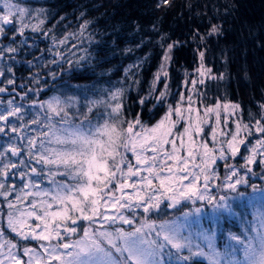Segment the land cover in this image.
Segmentation results:
<instances>
[{
  "label": "snow or ice",
  "instance_id": "6c2138e0",
  "mask_svg": "<svg viewBox=\"0 0 264 264\" xmlns=\"http://www.w3.org/2000/svg\"><path fill=\"white\" fill-rule=\"evenodd\" d=\"M169 2L162 0L164 4ZM0 4V61H3L0 64V77L8 74L10 78L6 79V84L15 85V71L8 61L15 62L27 46L25 31L43 32L41 25L45 20L41 19L43 10L33 12L13 0H0ZM33 20L36 23H30ZM221 34L218 25H210L208 36ZM18 37L22 39L18 40ZM66 39L59 43H65ZM4 40L8 43H2ZM178 45L179 42L167 45L164 61L171 60L170 53ZM199 57L201 64L196 71L202 78L193 80V87L197 83L204 84L203 77L206 75L212 79L224 78L223 74L211 76V69L205 68V51H199ZM26 63L30 69L43 66L34 64L32 60ZM164 68L162 64L161 71L167 77L168 72ZM52 76L55 78V74ZM156 80H160V73H157ZM31 81L40 82L38 72L31 76ZM20 87L23 89L25 85ZM164 89L160 91L153 85L147 95L138 99V105L146 107L151 104L149 111L155 109L168 95L166 83ZM39 91L28 88L22 94L17 93L20 100L27 103L17 102L16 96L6 100L0 97V137L4 138L3 143H0V197L7 209V228L19 238L14 241L0 229V264H53L54 261L56 264H199L198 258L201 257L207 258L209 264H264V234L259 235L258 243L229 234V240L241 246L239 251L242 257L237 255L238 250L232 244L227 245L231 251L221 253L212 243V236L204 233L200 235L208 242L209 250L206 252L199 244L194 245L191 234H183V229L191 226L188 217L193 215L192 212L183 213V223L166 221L159 225V230L154 222L142 224L132 231L117 228L114 233L92 228L97 223V217L103 221L101 229L104 223L116 221L133 225L134 219L125 215L122 209L132 211L133 216L137 214L136 209H142L145 214L159 212L165 200L169 202L166 207L173 209L181 205L182 201L195 204L199 200L207 201L213 214L231 213L229 196L210 194V181L219 179L213 167L218 160L224 162L227 170L223 185L216 186L218 191H229L235 193L236 197L248 195L250 199L255 198L257 193L264 196V188L249 185L248 180L239 175L240 169L228 162L239 155L244 161L240 168L246 169L247 173L252 172L250 166L258 162V156L261 158L259 163L264 165V103L259 105L258 114L249 113V122L240 119L236 122L234 132H221V136L228 138L220 141L217 148L210 147L208 141L197 144L194 139L195 135L204 132L201 124L207 123V120L202 119L197 110V118L195 122L192 121L190 114L194 109L191 95L187 97V127L181 124L185 118L181 107L173 108L171 105L161 120L147 127L139 114L132 121H121L120 126L111 120L93 125L87 115L79 123H74L68 119L67 108L74 106L69 101L75 98L63 101L57 96L49 100L30 99L29 93L38 96ZM6 92V87H0V93ZM12 92H16L15 87ZM121 95L122 90L117 89L111 94V99L115 101ZM184 99L181 94V100ZM110 107L109 116L119 119L123 104L117 102ZM220 108L219 102L206 107L204 117L215 113L216 123L219 124ZM223 108L227 111L229 104H223ZM231 108L235 112L240 109V105L233 104ZM91 111L92 108L88 107V112ZM174 115L177 119H173ZM124 124L127 126L123 127ZM177 124L183 127L182 132L177 129ZM33 125L36 127H31ZM137 126L139 131H136ZM174 129H177V134L175 139H170ZM253 131L260 135L255 145L250 147L252 142L248 137L253 135ZM29 132L35 135H29ZM241 132L247 135L241 136ZM211 139L215 145V129L212 130ZM53 143L60 147H49ZM165 145H171V151ZM122 148L134 155L135 164L121 152ZM181 149H185L187 154L181 155ZM149 152L152 155H147ZM169 161L172 163L169 164ZM164 172L167 175H163ZM57 176L66 179L57 180ZM238 176L233 180V177ZM17 178L21 182L19 186L15 183ZM44 179H47L50 188L41 186ZM154 181H158V185ZM241 185L251 187L252 193L240 191ZM125 189L134 191L127 193ZM29 197L32 199L29 200ZM22 204L25 206L20 207ZM201 211L200 208L194 210L196 214ZM30 220L39 223L32 225ZM78 220L87 221L88 226H78ZM69 222L72 226H69ZM78 227L82 230L79 239L70 241L65 238V234L69 237L77 234ZM145 227L155 232V239L145 238ZM21 241H36L38 247L22 244ZM104 242L108 247H105Z\"/></svg>",
  "mask_w": 264,
  "mask_h": 264
},
{
  "label": "trees",
  "instance_id": "16d2710c",
  "mask_svg": "<svg viewBox=\"0 0 264 264\" xmlns=\"http://www.w3.org/2000/svg\"><path fill=\"white\" fill-rule=\"evenodd\" d=\"M13 2L33 12L43 10L41 19L45 23L41 25L43 32L25 31L27 46L15 62L8 61L14 68L16 84H6V79L10 78L8 74L0 77V87L8 89V92L0 93L5 100L11 98L9 92L13 87L16 94H22L28 88L38 89V96L29 93L30 99L48 100L57 96L63 101L75 98L69 101L74 106L67 108L68 119L74 123H79L87 115L93 125L111 120L120 126L121 121H132L139 114L142 123L151 127L163 118L169 105L181 107L185 117L188 112L187 97L191 95L194 109L190 114L192 121L195 122L197 118V110L200 117L207 120V123L201 124L204 132L195 135L194 139L209 143L213 129L217 137H221L219 132L224 130L234 132L238 120L249 122V113L258 114L259 105L264 103V0H170L168 4L162 3V0ZM212 24L220 27L221 35H207ZM82 25L85 26L82 28ZM65 37V43H59ZM173 42H179V45L172 49L171 60L164 61L167 45ZM2 43L7 44L8 41ZM199 51H205L203 64L211 69L210 75L219 77L223 74V79H212L206 75L203 77L204 84L197 83L193 87L191 82L202 78L196 71L201 64ZM28 60L43 66L30 69L26 63ZM162 64L168 72L167 77L161 71ZM37 72L40 82L34 83L31 76ZM157 73H160V80H156ZM52 74H55V78ZM165 83L168 85V95L163 103L151 111V104L146 107L138 105V99L147 95L153 85L164 91ZM22 84L25 85L23 89L20 87ZM117 89L122 90V95L114 101L111 94ZM181 94L184 100H181ZM16 101L27 103L18 97ZM117 102L123 104V109L119 119H112L109 116L110 105ZM217 102L221 104L219 124L216 123L215 113L204 117L205 108ZM225 103L229 104L227 111L223 108ZM233 104H239L240 109L233 112ZM88 107L92 108L91 112H88ZM195 111L196 115H193ZM188 117L181 121L184 127L188 126ZM173 119H177L175 115ZM181 124H177L180 131L183 130ZM29 135L35 133L29 132ZM259 135L253 131V135L248 137L252 142L250 147L255 145ZM3 139L0 137V143H3ZM257 163L254 168L259 176L264 172H260ZM220 165L218 170L222 175L224 170ZM254 180L261 183L259 178ZM15 183L19 186L21 182L17 178ZM239 190L250 194L245 188L239 187ZM228 193L236 196L235 193ZM242 201V208L232 205L231 213L218 214L219 234L242 235L241 225L234 220L236 214L243 215L245 212L243 207L248 202L244 198ZM200 204L204 205L203 201L194 205ZM0 207L3 208L0 211V225L5 227L6 206L2 197ZM189 207L190 203L183 205L172 214ZM246 215L250 218L249 214ZM168 216L170 213L163 212L160 218L167 219ZM205 223L211 227L208 221ZM202 261L199 260V263Z\"/></svg>",
  "mask_w": 264,
  "mask_h": 264
},
{
  "label": "rangeland",
  "instance_id": "374dc122",
  "mask_svg": "<svg viewBox=\"0 0 264 264\" xmlns=\"http://www.w3.org/2000/svg\"><path fill=\"white\" fill-rule=\"evenodd\" d=\"M9 94H12L11 96H16V97L20 98V95H17L16 93L9 92ZM185 114H186L185 117H188L187 115L189 113L186 112ZM193 115H196V111L193 113ZM57 126L59 127V125H57ZM136 131H139L138 128H136ZM182 131H180V132H182ZM222 132L228 133V131H226V130H224ZM211 133H212V131H211ZM219 133H221V132H219ZM176 134H177V131L173 130V136L170 137V139H175ZM241 134H242V132H241ZM244 135H246V134L244 133L241 136H244ZM227 138L228 137H226V136H221V137L218 136L217 137V143L215 145H213L212 140H211L210 141L211 143H209V146L210 147L215 146V147L219 148V146H220L219 142L226 140ZM184 140H185V145H187V137H185ZM202 141L203 140L197 139L196 143L199 144ZM177 144L179 146V141H177ZM51 147L52 148H59L60 146L53 143V144H51ZM165 148L168 151H171V145H165ZM121 152L125 153L126 156L128 157V159L131 160V162L133 164H135V157L130 151H126L125 149L122 148ZM180 154L186 155L187 154L186 150L181 149ZM244 154L247 155L248 153L244 152ZM147 155H152V153L149 152V153H147ZM239 158H240V156L238 155L235 160H229V163L234 164L237 168L240 169L239 175L244 176L248 180L249 185L255 184L257 186V188H264V179H262V177H264V174L258 176L259 172H255L256 171V169L254 168L255 164L250 166L252 168V172L247 173L246 169L240 168V165L243 164L244 161L241 158L239 160ZM260 159L261 158L258 156L257 157L258 163H259ZM168 163L171 164L172 162L169 161ZM258 163H257V165H258ZM34 164H35V162L33 161V165ZM219 164H221L220 166H222L221 168H223L222 170H224L223 171L224 174H222V175H220V170H218ZM223 164H224L223 161L218 160L217 164L213 166L215 168V171L218 173L219 179H213L212 181H210V185H209L210 194L216 195V196H219V195L229 196L230 197L229 203L231 204V208H232V205H236V206H240V207L242 205H244V202L242 201L243 198L248 202V204L246 206H244L247 208L248 212L243 207V209L245 211L243 213V215L236 214L234 217L235 218L234 220L236 221V223L241 225V232L240 233H242V235H238L237 233H233V234L241 237V239H244L246 241L258 243L259 242V235L264 234V196H261L259 193H257L255 195V198L250 199V197L248 195L244 196V197H236L235 195H230L228 193V191H223V190L218 191L216 186L217 185H220V186L223 185V183L225 182L224 177L227 173V170ZM37 167H39V166H37ZM189 167H191V165H189ZM259 167H260V172L261 173L264 172V165H261L259 163ZM53 170H55L54 167H53ZM62 170L63 169H61V171ZM14 171H18V170H14ZM143 174L146 175V173H143ZM162 174L167 175V172H164ZM237 178H239V176L233 177V180H235ZM256 178L257 179L259 178L261 183H257L254 180ZM56 179L57 180H63L64 178L57 176ZM133 179H136V178H133ZM154 183L158 185V181H154ZM184 183H188V181H185ZM200 183L202 186V184H203L202 179H201ZM41 186L44 188H50L51 187V185L47 182V179H45V182H43ZM239 187L245 188V189L249 190L250 193H252V189L249 186L241 185ZM133 191H134L133 189H125V192H127V193H132ZM116 195L119 196L120 193L117 192ZM31 199H32V197H29V200H31ZM196 202H201V201L197 200ZM26 203H27V201L25 202V204ZM168 203L169 202L167 200H165L161 204V210L159 212L153 211L151 213L145 214V213H143L142 209H136L135 211L137 214L135 216H133L132 211H129L127 209H122L121 211L125 215H127L129 218L134 219L133 225H127V224L121 223L120 221H116L115 223H111V224L104 223V227L101 229L100 224L103 223V221L99 217H97V223L92 225V228L93 229H100L102 231H104V230L111 231L114 233L117 228H123L125 231H132L133 228L139 227L142 224L154 222V226L156 227L157 230H159V225H161L162 223H164L166 221L167 222L177 221L178 223H183V213L192 212L193 215L188 217V221L191 222V226H186L183 229V234L186 236L191 234V239H192L194 245L199 244L201 246V248L204 249V251H206V252L209 250L207 247L208 242L206 240H204L203 237L200 235L201 233H204V234L212 236V243L214 244L215 248L218 251H220L221 253H224L226 250L231 251V249L227 248V245L232 244L238 250L237 255L242 257V252L239 251L241 246L236 241L229 240V234L228 233L223 232V235L219 234L220 233L219 232L220 225L218 224V222H220V221L218 220V214L212 213L211 207L207 204V201H203L204 205L200 204L199 206L194 205L191 201H182L181 205H179L176 209L166 207V205ZM189 203L191 204V207H189V209H186V210L183 209V211L179 212L178 214H172L173 211H176L180 207H182L183 205H186ZM24 206L25 205H23V204L20 205V207H24ZM196 208H200L202 210L200 214H196L194 212V210ZM0 211H3L2 207H0ZM6 211H7V209H4V212H6ZM101 211H104V210L101 209ZM111 212H112V210H110L109 214H111ZM163 212L164 213H170V216H168L167 219H161L160 215H162ZM0 214H1V212H0ZM226 214H228V213H226ZM246 214H249L250 218ZM206 221H208L211 224V227L209 226V224H206V223L204 224V222H206ZM4 222H5V227H2L0 225V229H2L5 232L7 237L12 238L14 241L18 240L19 238L16 237L15 234L12 233L7 228L6 215L4 217ZM29 223L32 225H35L36 223H39V221L30 220ZM77 225L78 226L83 225L84 227H87L88 222L78 220ZM69 226H72L70 222H69ZM144 233H145V238L148 240L156 238L155 232L152 231L151 229L147 228V227L144 228ZM80 236H82V230L79 227H78L77 234H74L70 237L67 236V234H65V238L70 240V241L79 239ZM220 236H221V238H220ZM21 243L22 244L27 243L30 246H37L38 247V242H36V241H30V242L21 241ZM104 243H105V247H108L107 243L106 242H104ZM117 243H121V242L117 241ZM25 259H27V257H25ZM198 260H201V261L203 260L201 262V264H209L208 259L205 257L198 258ZM53 264H56V262L54 261Z\"/></svg>",
  "mask_w": 264,
  "mask_h": 264
}]
</instances>
